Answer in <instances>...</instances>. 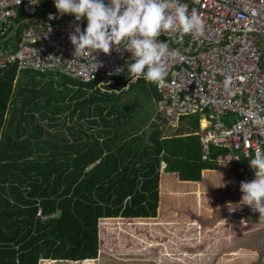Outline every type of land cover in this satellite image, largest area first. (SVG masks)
I'll list each match as a JSON object with an SVG mask.
<instances>
[{
	"label": "trees",
	"instance_id": "trees-1",
	"mask_svg": "<svg viewBox=\"0 0 264 264\" xmlns=\"http://www.w3.org/2000/svg\"><path fill=\"white\" fill-rule=\"evenodd\" d=\"M19 72L29 78L16 88ZM129 80L115 78L102 91L99 78L84 82L16 65L0 71V264H165L171 261L165 250L158 257H150L147 247L111 250L105 233L120 219L122 229L142 240L165 242L158 233L178 194L187 203L181 198L177 210L193 211L192 199H200L202 221L227 215L239 220L222 228L226 233L213 244L209 234L194 232L192 247L198 252L190 247L181 255L187 263L205 261L208 254L215 263L249 252L257 254L246 256L249 264H264V226L253 231L249 222L258 212L240 205L241 182L255 176H242L235 165L201 161L199 117L185 116L180 124L187 127L168 129L161 110L168 95L142 78L123 89ZM144 95L158 106L147 139L140 136L142 120L133 122ZM161 161L174 174L171 182L173 175L156 172ZM138 174L144 177L139 188ZM149 220L160 230L154 225L158 229L150 234ZM196 222L181 225L191 228Z\"/></svg>",
	"mask_w": 264,
	"mask_h": 264
},
{
	"label": "built area",
	"instance_id": "built-area-1",
	"mask_svg": "<svg viewBox=\"0 0 264 264\" xmlns=\"http://www.w3.org/2000/svg\"><path fill=\"white\" fill-rule=\"evenodd\" d=\"M34 2L0 0V71L16 65L18 70L61 72L84 82L99 78L102 90L115 78L128 76L123 63L132 61L131 53L114 47L109 54L89 51L75 57L69 36L77 25L85 29L87 19L77 22L74 15H61L54 0ZM181 3L189 12L198 10L205 31L196 38H181L179 33L158 37L169 49L167 75L156 85L169 97L161 110L169 126H177L184 116L199 117L203 161L237 164L243 176H255L249 158L257 150L264 154V0ZM44 5L54 13L36 17L35 10ZM5 42L8 48L1 46ZM117 69L123 71L117 74ZM227 77L232 83L226 90ZM135 81L130 79L123 88Z\"/></svg>",
	"mask_w": 264,
	"mask_h": 264
},
{
	"label": "clouds",
	"instance_id": "clouds-1",
	"mask_svg": "<svg viewBox=\"0 0 264 264\" xmlns=\"http://www.w3.org/2000/svg\"><path fill=\"white\" fill-rule=\"evenodd\" d=\"M198 2L193 0L194 4ZM54 4L61 15H74L77 22L87 19L85 29L77 25L69 36L75 57L89 51L109 54L114 47L117 51H127L133 61L127 66L129 79L143 78L157 86L167 75L165 61L169 54L167 43L158 37L179 33L181 38L183 35L196 38L203 36L205 31L198 10L193 8L189 12L181 0H54ZM121 71L123 69H117L116 73ZM231 83L232 78L227 77L226 90ZM249 162L255 179L241 182L240 205L249 206L253 213H259L260 220H264V154L257 150Z\"/></svg>",
	"mask_w": 264,
	"mask_h": 264
},
{
	"label": "crops",
	"instance_id": "crops-1",
	"mask_svg": "<svg viewBox=\"0 0 264 264\" xmlns=\"http://www.w3.org/2000/svg\"><path fill=\"white\" fill-rule=\"evenodd\" d=\"M126 77H128V76H126ZM144 82L147 85L150 84V83L146 82L145 80H144ZM149 97H151V96H149ZM152 99L157 106L156 100L154 98H152ZM157 110H158V106H157ZM156 113H157V111H156ZM184 117L180 118L177 126H169L167 123L168 129H173V128L175 129V127L177 128V127H179V125H181V127H187L186 124H180L181 119H183ZM154 119H156V114H155ZM202 124L204 127L205 122L203 121ZM168 135H170V134H166V136H168ZM162 136L163 135L160 134L161 139L163 138ZM145 139H147V136H145ZM145 139H144V142L146 141ZM200 144H201V139H200ZM201 151H202V147H201ZM201 161H203L202 155H201ZM203 162H208V161H203ZM209 163H215V164H217L218 167L235 165V166H237L238 172L243 176V174L239 171V166L237 164H232V163L222 164V163H216V162H209ZM135 168L140 170L137 166H135ZM165 168H166V163L164 161H161L159 166L156 169V172L159 174L162 173L163 175H166L167 177L173 175L169 179V181L171 182V180L174 177V174H170V173L166 172ZM136 177L138 178L136 182H137L138 188H139V186H140L139 182H142V180H144V177H142L139 174ZM172 187H177V184L172 185ZM181 198H182V195H179V194L177 196H175V198H172L171 202L173 204L172 206L175 207V210L173 207V210H170L168 213H166V215H165L166 224H165V226L163 225L164 229L162 231H160V233H158V234L162 235V237H164L165 242L158 240L161 237L155 238L153 241L142 240L140 237L133 234L132 231L122 229L119 226L120 219H118L117 221H115V225H118V227H115V228L110 227L107 229V232L105 233V235L109 237L107 240L109 248L110 249L114 248L115 250H118L120 252H124V251L126 252V251H136V250L139 251L143 247H147L148 250H150V252H149L150 257H153V255L155 257H158V254L161 255L163 250H165L166 256H168V257H172L173 255H175V256H181V255L186 256L187 251L190 247H191L190 249L198 252L197 246L192 247L193 246L192 238H193L194 232H196V234L201 235V236H202V234L203 235L209 234L211 237V244H213L214 242L217 241L218 234L222 233V235H223L226 233L225 231H227V230L224 229L222 232V228H226V227L229 228V227L235 225V224H232L233 222L231 220H235V221L239 222V220H237L236 218L228 217V215H227V217H224V218L220 217V215H219L220 218L219 217L218 218L220 220H218V221H216L214 219H212V221H210V222L209 221H207V222L202 221L201 214L204 211H203V207L200 205V202H201V201L199 202L200 199L199 198L192 199L193 202H191V204H193L196 208L193 211H187V206H186L185 210H183V209L177 210L176 204H182L183 203L182 200L187 203V200H185V198H182V200H180ZM230 209H231L230 206H226L225 211H228L229 212L228 214H230V213H232V211ZM194 218L197 220L195 226H193L191 228H186V227L181 225L183 220L194 219ZM111 220H114V219H111ZM261 221L262 220L259 219V213H257L256 219H254L253 222H249V226L252 228L253 231H255V230L261 231V229L256 226V225L260 226L261 224L264 226V220L262 222ZM173 222H175V225L173 224ZM242 223L245 224V221ZM156 224L157 223L155 222V220H149V222L147 223V225L150 226L148 228V231L150 234H151V230H152L153 234L157 231L158 228L156 229L154 227V225L157 226ZM158 226H159L158 230H160V228H161L160 224H158ZM250 231H249V233H250ZM195 238H196V236H195ZM202 239H203V237L201 238V240ZM196 240H198V239L196 238ZM246 241L250 242L249 240H246ZM249 254L250 253L248 252V253L241 254V256L244 257V256L249 255ZM252 255H254V253H252ZM236 257H239V256H236ZM178 260H180V259H178ZM235 263L243 264V260H236ZM165 264H173V263H168V261H166ZM245 264H249L248 259H245Z\"/></svg>",
	"mask_w": 264,
	"mask_h": 264
},
{
	"label": "rangeland",
	"instance_id": "rangeland-1",
	"mask_svg": "<svg viewBox=\"0 0 264 264\" xmlns=\"http://www.w3.org/2000/svg\"><path fill=\"white\" fill-rule=\"evenodd\" d=\"M45 11H50V12H52V13H54V11H53V9L52 8H48V7H42V8H39V9H36L35 10V16L36 17H38V18H40V17H44L45 15H46V12ZM24 27L25 26H23L22 28H19V31H22V29H24ZM12 39L14 38V36L13 35H11L10 36ZM2 41V37L0 36V42ZM1 46L2 47H7L8 48V44L6 45V44H1ZM130 63H132V61H128V62H124L123 63V68H124V70H125V72L126 73H128V69H127V66H128V64H130ZM57 76H59V74H56ZM17 79H16V88L17 87H19V86H22L23 85V83H21V82H25L29 77H27V73L25 74L24 72H19L18 73V75H17V77H16ZM41 79H43V83L48 79V78H46V77H43V78H41ZM19 81H21V82H19ZM123 89H125V88H123ZM100 90H102V89H100ZM103 91V90H102ZM89 92V90H85V93L87 94ZM122 98H124L123 97V95H122ZM125 98H126V96H125ZM123 100V99H122ZM139 101L141 102V104H140V106L138 107V110H137V112H136V121L134 120L133 122L134 123H137V121H140V120H142V122H140L141 124L140 125H143V126H146L145 128H143V127H141L142 128V130H143V132H142V134L140 135V136H143V137H145V136H148V134H150L151 132V130H150V128L149 127H151V125L152 124H155V122H156V119H154V117H155V114H156V111H157V106H156V104H155V102L153 101V99L151 98V97H149V96H142V98L141 99H139ZM140 128V129H141ZM132 129V128H131ZM220 234H218V236H219ZM250 255H252V253H250L249 255H246V256H248L249 257V260L251 259V258H254L255 257V253H254V255H252V256H250ZM158 256H161V255H159L158 254ZM208 256H211L210 254H208V255H206L205 256V261H202V259L200 260V259H197V260H194V261H192V263L191 264H213L214 263V261H210L209 259L210 258H208ZM246 256H244V257H240L239 256V258H225V257H220V259L219 258H217L216 259V261H215V263L214 264H240V263H235V261L236 260H243V264H245V259H247L248 257H246ZM264 257V256H263ZM170 258V257H169ZM175 258L176 259H180L181 260V262H179V261H177V260H175ZM169 260V259H168ZM170 262H168V263H173V264H177L176 262H179L180 264H190V263H187L184 259H183V257L182 256H175V255H173L171 258H170Z\"/></svg>",
	"mask_w": 264,
	"mask_h": 264
},
{
	"label": "water",
	"instance_id": "water-1",
	"mask_svg": "<svg viewBox=\"0 0 264 264\" xmlns=\"http://www.w3.org/2000/svg\"><path fill=\"white\" fill-rule=\"evenodd\" d=\"M239 158H240V160H241V163H242V164H245L246 161H245V159L243 158V156H242V155H239Z\"/></svg>",
	"mask_w": 264,
	"mask_h": 264
},
{
	"label": "bare ground",
	"instance_id": "bare-ground-1",
	"mask_svg": "<svg viewBox=\"0 0 264 264\" xmlns=\"http://www.w3.org/2000/svg\"><path fill=\"white\" fill-rule=\"evenodd\" d=\"M203 122V121H202ZM202 122H201V124H202ZM202 127H203V124H202Z\"/></svg>",
	"mask_w": 264,
	"mask_h": 264
}]
</instances>
